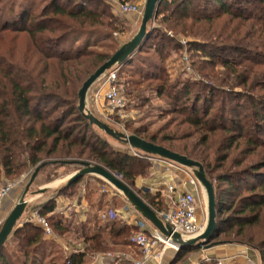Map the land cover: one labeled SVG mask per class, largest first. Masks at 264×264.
Masks as SVG:
<instances>
[{
  "label": "trees",
  "instance_id": "1",
  "mask_svg": "<svg viewBox=\"0 0 264 264\" xmlns=\"http://www.w3.org/2000/svg\"><path fill=\"white\" fill-rule=\"evenodd\" d=\"M36 1L0 0V186L4 178L19 177L43 163L82 161L107 169L135 192L137 178L145 174L150 165L145 161L151 156L135 158L109 150L107 140L94 131L96 126L78 111L82 84L120 48L114 34H123L125 28L113 24L120 18L112 14L105 0ZM155 20L160 28L149 25L147 40L118 67V77L126 67L139 62L144 65L146 70L137 68L141 80L136 84L143 85L144 92L156 90L158 97H167L171 101L167 115L172 118L159 131L135 128L133 134L199 162L215 190L217 230L212 242L227 243L221 240L227 233L244 238L249 228H258L246 243L260 250L264 263V0H162ZM162 28L175 32L180 28L183 36L193 38L187 42V50L200 56L192 66L214 87L215 83L221 85L208 94L213 99L220 93L219 105L212 107L213 100H202L200 94L191 100L190 85L195 81L171 80L170 70L163 66L171 39ZM22 34L30 41V53L17 58L19 45L9 47L3 42L10 37L17 41ZM149 44L163 64L148 57ZM229 50L242 58L221 56ZM203 66L210 68L209 74ZM127 96L142 99L141 93L132 91ZM149 100L144 99L145 105ZM162 130L167 134L161 135ZM233 149L238 156L232 157ZM251 150L255 160H250ZM226 151L229 154H220ZM230 159L238 170L223 171L214 179L213 173L225 169ZM63 167L81 169L60 163L43 169H53L56 175L51 174L50 179H56L54 169ZM81 180L64 186L57 197L40 207L41 215L61 235L69 228L57 213V199H76L78 192L72 190ZM84 194L90 199L89 191ZM101 195L106 197L102 190ZM149 196L141 199L157 214L166 209L165 199ZM101 218L97 210L87 220L85 252L72 253L64 261H43L50 246L43 230L24 221L18 223L20 227L0 251V264H86L87 253L126 251L137 228H118L120 223ZM12 238L16 248L8 255ZM196 248H182L165 264L186 262L187 254Z\"/></svg>",
  "mask_w": 264,
  "mask_h": 264
},
{
  "label": "rangeland",
  "instance_id": "2",
  "mask_svg": "<svg viewBox=\"0 0 264 264\" xmlns=\"http://www.w3.org/2000/svg\"><path fill=\"white\" fill-rule=\"evenodd\" d=\"M22 1L23 0H19V2H22ZM36 2H38L40 4L41 0H37ZM105 2L110 4L112 14L115 17L120 18L119 23L113 22V24H123V26L125 28L123 34H120V33L114 34V38L118 41L119 45L121 46V44L128 42L137 33V31L140 27V24H141V18H142V14H143V10H144L145 0H134V1H128V2H121L120 0H105ZM125 3L139 5L140 6V13L136 14V15L135 14H123L121 9H120V6L122 4H125ZM100 6H101V8H104L103 4H101ZM37 9H38V7H37ZM152 24L154 26H156L157 28H160L159 27L160 24L158 22H156V20H154ZM163 27H165V26H163ZM105 30H107V29H105ZM163 31L167 34V37L169 39H171L169 41V48L170 49L164 53L165 54L164 55L165 63L164 64L161 63L162 59L160 58V56L155 54V52L153 51L154 49L151 48L152 46H150L152 44L148 45V49H149L148 57L150 56V58H153V60H155V62L163 64L164 67L167 66L168 71L170 70L169 73L171 74V76H170L171 80L178 79V81L180 80V81L186 82L185 80L189 79L190 81L191 80L195 81V82H192L193 83L192 85H190L191 100L194 99V97H196L198 94H200L204 98V99L202 98V100H206V101L210 100L211 95H208V94H210L212 92V89H214V88L218 89V87L221 85L219 83H215V85L217 87L216 86L214 87V85L211 84L209 79H207L206 77H203L201 75V73H199V70L197 69V67L195 68L192 66V62L197 61L199 59L198 57L200 56V55H192V53H190L187 50L186 44H187V42L192 41L193 38L183 36V34L180 33V28L177 29V32L170 31L168 29H163ZM156 35L160 36L161 33L156 32ZM15 39H18V40L15 41L12 37L6 38L3 43H5V45H7L9 47L13 46V45H17V46L19 45L17 52H16L17 58L20 57L21 55L28 53V52L30 53L29 48L31 47V45H30V41H29L27 35L22 34L21 36L15 38ZM22 40H23V42H22ZM107 42L109 43L110 41H107ZM97 46L100 50H102L99 47V46H101L100 44H98ZM104 50H106V49H104ZM221 56H223L225 58H242V55H238L237 53H234L231 50L226 51V52H222ZM139 61H140V59H139ZM140 66H142L141 68H144L146 70L145 66L140 64V62H139V63L134 64V65L129 66V67L125 66L127 68V69L125 68V70H124L125 73L119 74L120 75L119 77L117 75L116 87L119 90L118 92H119V97H120V101H121L120 106H118L117 108L115 106H112L110 104V102L107 100V92H108L109 87H110V85L107 84V79H108L107 76H103L100 80H98L92 86V88L89 91L88 99H87V108L95 117H97L102 122L108 124L114 130L125 133L127 135H134L133 130L135 128H144L145 127V128H148L150 132H154L157 130L159 131L167 122H170V120L172 118V115H170V116L167 115V112H169L168 110L171 109V108H169L171 106V103H170L171 101L167 97L166 98L158 97L157 94L155 93L156 90L144 92L143 91V85L139 86L136 84V82L141 80L138 77L139 74L137 73L139 71L137 68H140ZM203 68H204V66H203ZM203 70H204L205 74L210 73V68L206 67ZM216 70L220 71L219 68H217ZM118 82H119V84H118ZM125 84H127V85H125ZM222 88H224L225 90H228V87H222ZM78 89H77V91H78ZM235 89L237 92L242 91V88H235ZM128 91H132L135 94L141 93L142 99H140V100L134 99L133 98L134 96L128 97L127 96ZM220 95L221 94L217 92L214 95V98L211 99V100H213V102H212L213 105H211L212 107H216L217 105L220 104V101L222 100V96H220ZM145 98L150 99L146 105L144 102ZM241 100H243V104L247 105V102L245 99H241ZM242 115H244V113ZM94 131L99 136H101L105 140H107V142L109 143V150L113 149L115 151L130 154L132 149L129 148L128 146H125L124 144H121L117 140H114L111 137L107 136L104 132L100 131L97 127L94 128ZM161 132H162L161 135L167 134V131L162 130ZM253 152L254 151L251 150L250 160H255V158H256V156H253V154H254ZM223 153L229 154V152H227V151L221 152L220 154L223 155ZM230 153L232 154V157H236V156H238L239 152L233 149L230 151ZM246 154H248V152ZM151 157H153V156H151ZM135 158H140V157H135ZM233 161L231 159L229 161H227L229 163L226 165V168L220 169V170L216 171L215 173H213L214 174L213 178L215 179L216 176L218 174L222 173L223 171L225 172L228 170H238V168L236 167V163ZM145 162H148V164H150V165H149L148 169L146 170L145 174L143 176H140L137 178L136 184L134 186L135 192L140 197H145V195L148 194L151 196V198L154 196H158L157 201L159 200L160 197L162 199H164L163 195H164V192L166 190V187H165V185H163V183L165 182V180L163 179V174L168 173V171L162 167V169L165 170V172H164L162 169L154 166L152 164V162L149 160H147ZM214 164H215L214 162L211 163V165H214ZM216 164H219V163H216ZM246 164H249V163L247 162ZM34 170H35L34 168L29 169L27 172L20 175L19 177H14V178L12 177L10 179L9 178L3 179V184L0 186V188L4 187L6 185V183L8 184V183L23 179L20 186H18L16 189H14V191H12V193L9 197V198H12L14 200V207L20 201V198H21L28 182L30 181L31 175L33 174ZM54 171L58 172V176H57L58 178H56V179H50V178H52V175L53 176L56 175V174H52L53 169H48V168L46 169L45 168V169H43V171H41L39 173V175L37 176V178L35 179L34 183L32 184V186L30 188L29 195L27 196L28 200H30L32 196L42 195V196L37 198L36 204H39L40 201L46 202V200L49 198H52L54 196L57 197L58 191L66 185L65 179L67 180L68 177L71 176L72 174H74L75 172H77L78 169L75 167H70L69 169L63 167V168H58L56 170L54 169ZM61 180H63L62 183L52 186L53 184H55L56 182L61 181ZM101 182H104L105 186ZM87 183L89 185H92V187H87ZM159 183H161V185H159ZM109 186L110 185L106 181H104L103 179H101L99 177L86 176L80 181L79 185L76 186L75 189L72 190L75 193L78 192L77 193L78 197L80 196L81 191H83L84 193H85V191L90 192V194L88 195V197H90V199L86 198L85 207L83 208L85 210L84 212H85L87 219L97 210H98L99 216L101 214H107V213L111 214L115 210H123L125 202H127V200L115 188H113L112 186H110V187ZM199 186H200V192H201L200 199L202 202V213H201L200 219H201L202 227H205L206 223H207V213H206V205H205L206 194H205L204 188H202L201 185H199ZM43 188L46 189V192L45 193H38L39 190H41ZM109 188H111V190L114 194L116 193L117 197L116 196L111 197L110 196V195H112L111 193H106V197L108 196V198H106L104 195H103L104 197L101 195V190L104 192H107L105 190H109ZM203 193H204V195H202ZM150 196H149V198H150ZM115 197L118 198L119 201H115V199H114ZM9 198L5 199L4 202L7 201ZM59 198L63 202L61 204H63V205L66 204V205H64L66 208H69V206L71 207L73 205V203H69V201L72 202V201H74V199L67 198L66 196L59 197ZM204 198H205V200H204ZM123 199L125 201H123ZM106 200H107V202H106ZM93 203L95 204V206L92 205ZM63 205H61V206H63ZM102 206L104 207L103 211L100 210L101 209L100 207H102ZM11 210H10V212H11ZM105 212H107V213H105ZM81 214H82V212H81ZM24 215H25V213H24ZM24 215H23L22 219L19 221V223L23 222L24 217H25ZM80 215L73 213V214H69V216H67L65 221L68 224L67 227L69 228V230H67L65 232V234L61 235L60 232L56 231L55 228L53 226H51L53 233L60 240L61 244L57 245V244H55V242L53 243V241H50L49 242V244H50L49 249L50 250L47 251V253L45 254L46 255L45 258L42 257L43 261H45V262L51 261V260H56V261H62L63 260L64 261L67 259V257H69L71 255V254L69 255V253H68L69 249L73 250V251L74 250L79 251L80 249H82V250L84 249V247H85L83 244L84 236H86V234H88V229H87V224H86L87 220L85 221V223L81 222L80 221V219H81ZM119 223L120 222L118 221V224ZM121 225L123 226V224H121ZM121 225L119 224L118 228H120ZM257 231H258V228H249L248 232H247V236L244 238L236 237L235 233L224 234L223 237H221V240H222V242H227V243H222V245H225V244H233V245H237V246L239 245V246H242L244 249H246L248 251V254L251 253V256L253 259L249 256L250 262L243 260L242 262H245V263H242V264H264L260 250H258V248H254L253 246H249L246 243V242H248V237L253 236V234ZM59 240L57 242H59ZM12 243H13V245H11ZM10 245H11V247H9L8 255L14 253L15 248H16V244L14 243L13 238L11 240ZM10 248H12V249H10ZM11 250H13V252H11ZM132 250H134V247H132L130 245V247L127 248L126 251H122L121 249H117L116 251H112V252L114 254H116V253L121 254L123 252L132 253ZM134 251H136V250H134ZM205 252L206 251H204L201 248H196V250L191 251L190 253L187 254V256L189 255V257L187 258L186 262L183 261L181 264H193L196 261L200 260L201 256H204L206 258V256H208V252H206V253ZM103 253H105V252H103ZM93 254H95V253H87L84 256L86 264H89L86 257L90 258V256ZM174 255H175V252H173V253L168 252L167 262L170 261L171 258L174 257ZM17 256H20V254H17ZM137 257H136V255L133 256L134 261L137 260Z\"/></svg>",
  "mask_w": 264,
  "mask_h": 264
},
{
  "label": "built area",
  "instance_id": "3",
  "mask_svg": "<svg viewBox=\"0 0 264 264\" xmlns=\"http://www.w3.org/2000/svg\"><path fill=\"white\" fill-rule=\"evenodd\" d=\"M120 9L123 14L136 15L140 13V6L135 4L125 3L120 6ZM117 75V67L105 75L108 77L107 84L110 85L107 92V100L116 108L121 104L119 90L116 87ZM129 155L132 157L144 156L140 151L133 149ZM148 159L154 166L160 169L163 167L168 171V173L163 174V179L165 180L163 185L166 187L163 197L165 199L166 209L158 213V217L166 226L170 227L174 233L179 234L184 240L201 235L205 227H202L200 219L202 213L200 184L193 172L188 168L165 159L158 157H150ZM163 171L165 172V170ZM22 181L23 179L8 184L6 183L4 187L0 188V228L9 214L4 212V200L10 197L12 191L20 186ZM105 191L108 192V190ZM109 192L113 196H116V193L114 194L112 190L109 189ZM31 204H33L32 199L28 200V207ZM28 207L23 221L41 228L47 240H59L53 233L48 219L41 215V206H33L31 209ZM130 209L133 215L129 213L130 216L126 218L125 215ZM101 217L106 220L119 221L123 226L136 227L137 231L134 232L130 240L131 246L136 251L132 250V253L123 252L121 254H114L113 252L95 253L90 258L86 257L89 264H165L167 262L168 252L176 253L180 250L179 244L175 243L171 237H165L158 229L137 213L131 205L129 207L126 205L123 210L113 211L111 214L107 213ZM68 251L69 255L85 252L84 249H80L79 251L69 249ZM241 254L245 257L246 261L250 260L248 251ZM134 255L136 257L138 256L135 261L133 258ZM239 256L241 255L237 254L230 261L226 258L206 259L202 257L201 262L203 260H207L208 262L213 260L216 264H229L230 262L233 263L235 258L237 259ZM194 264L200 263L195 262Z\"/></svg>",
  "mask_w": 264,
  "mask_h": 264
},
{
  "label": "water",
  "instance_id": "4",
  "mask_svg": "<svg viewBox=\"0 0 264 264\" xmlns=\"http://www.w3.org/2000/svg\"><path fill=\"white\" fill-rule=\"evenodd\" d=\"M161 2L162 0H145L141 24L137 33L128 42L121 44L120 48L111 56V58L91 74L82 84L78 92V111L91 125L96 126L100 131L104 132L112 139L117 140L121 144H124L133 150L140 151L143 154L165 159L190 169L199 184L204 188L206 194L207 223L204 232L189 240L182 239L179 234L174 233L170 227L163 223L158 217V214L151 209V207H149L139 195L123 183L115 174L99 165H93L82 161L47 162L39 165L34 170L20 201L15 205L3 222V225L0 228V251L9 237L20 227L18 223L27 210V196L29 195L30 188L35 179L44 167L56 163L62 165H79L81 167V169L68 177L65 187L70 186L86 176H95L103 179L122 194L129 205H131L145 220L158 229L165 237H171L175 243L179 244L180 250L184 247H198L207 251L222 244L220 242H212L217 230L216 197L214 186L207 178L204 167L199 162L173 152L165 147L150 143L138 136L127 135L114 130L108 124L95 117L87 108L88 94L92 86L112 69L126 64L132 56L140 50L141 46L147 40L149 30L151 29L149 25L156 19L157 10ZM45 192L46 189L43 188L39 190L38 193Z\"/></svg>",
  "mask_w": 264,
  "mask_h": 264
},
{
  "label": "crops",
  "instance_id": "5",
  "mask_svg": "<svg viewBox=\"0 0 264 264\" xmlns=\"http://www.w3.org/2000/svg\"><path fill=\"white\" fill-rule=\"evenodd\" d=\"M62 181L63 180H61V181H58V182H56L55 184H53L52 186H54V185H58V184H60V183H62ZM65 181H66V179H65ZM88 184V183H87ZM51 186V187H52ZM110 187V186H109ZM110 190H111V188H109ZM102 193L103 194H105L106 195V193H111V192H109V190H108V192H104V191H102ZM112 194V193H111ZM40 196H42V195H40ZM40 196H32L31 197V199H32V202H34L33 204H31L28 208L29 209H31L33 206H41L44 202H39V204H36V202H37V198L38 197H40ZM111 197H114L113 195H110ZM117 197V196H116ZM107 198H108V196H107ZM123 201H125L124 199H123ZM61 203H63L62 201H61V199L60 198H58L57 199V204H58V206H57V213L61 216V218L63 219V223H64V225H68L67 224V222L65 221L66 220V218H67V216H69V214H73V213H75V214H78V215H80L81 214V212H82V216L80 215V217H81V219H80V221L81 222H83V223H85V221L86 220H88L87 218H86V215H85V210L83 209L84 207H85V203H86V197H85V194H84V192L83 191H81L80 192V196L77 198V199H74V201H69V203H73V205L70 207L69 206V208H66L64 205H66V204H61ZM61 205H63V206H61ZM127 205V207H129V204H128V202H125V205L124 206H126ZM3 207H4V212L5 213H9L10 212V210L14 207V200L12 199V198H9L7 201H5L4 202V204H3ZM63 207V208H62ZM82 207V208H81ZM28 211V210H27ZM115 211H120V210H115ZM105 213H107V212H105ZM129 213H133L132 212V210L130 209L129 210V212L125 215V217L126 218H128V216H130V214ZM104 214H101L100 216H103ZM133 215V214H132ZM102 219V218H101ZM132 219V218H131ZM102 220H104L103 222H107V223H110V222H112V220H106V219H102ZM131 221V220H130ZM116 222H118V221H116ZM121 225V224H120ZM122 226V225H121ZM50 241V240H49ZM51 241H53V243L55 242V244H57V245H59V244H61V242H60V240H59V242H57L58 240H51ZM50 250V249H49ZM52 251V250H51ZM245 251H247L246 249H244L242 246H237V245H233V244H225V245H219V246H216V247H213V248H211V249H209V250H207L206 252H208V256H206V259L207 258H209L210 256V258L209 259H213V258H226V259H228L229 261L232 259V258H234L235 256H237V254H240L241 256H239L237 259L235 258V260L233 261V263L232 262H230L229 264H242V263H245V262H242L243 260L244 261H246V259H245V257H243L242 256V254L241 253H243V252H245ZM205 252V253H206ZM173 253V252H172ZM48 255V254H47ZM251 258H252V256H251V253H249L248 254ZM202 257L203 258H205L204 256H201V259H202ZM201 259L200 260H198V261H196V263H202V262H207L208 263V261L207 260H203L202 262H201ZM253 259V258H252ZM166 260H168V253H167V258H166ZM165 260V261H166ZM168 262H170V261H168ZM168 262H166V263H168ZM210 262V261H209ZM194 264V263H193Z\"/></svg>",
  "mask_w": 264,
  "mask_h": 264
}]
</instances>
